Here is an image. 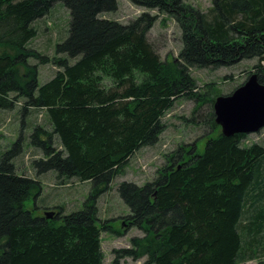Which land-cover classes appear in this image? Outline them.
<instances>
[{
  "label": "trees",
  "instance_id": "1",
  "mask_svg": "<svg viewBox=\"0 0 264 264\" xmlns=\"http://www.w3.org/2000/svg\"><path fill=\"white\" fill-rule=\"evenodd\" d=\"M58 1L69 10L68 35L56 44L55 75L39 84V64L50 59L29 43L38 35L35 22ZM130 2L178 23L177 57L162 59L149 40L159 15L144 11L127 23L106 18L119 0H0V109L22 101L24 115L43 109L50 126L36 125L30 134V146L43 154L32 161L35 177L18 170L22 134L0 159V264H104L102 232L113 228L101 222L98 199L138 150L159 142L165 114L182 97L196 101L192 120L208 106L204 149L181 144L151 180L119 184L130 208L127 224L144 234L116 250L114 264L124 257L264 264V144L246 145L245 133L225 136L215 99L198 92L192 75L193 68L258 59L248 75L257 73L264 84V0H212L207 11L185 0ZM49 171L92 182L82 209L47 218L25 207L41 194L39 176Z\"/></svg>",
  "mask_w": 264,
  "mask_h": 264
},
{
  "label": "rangeland",
  "instance_id": "2",
  "mask_svg": "<svg viewBox=\"0 0 264 264\" xmlns=\"http://www.w3.org/2000/svg\"><path fill=\"white\" fill-rule=\"evenodd\" d=\"M185 1L203 11H207L212 6V0ZM144 11L159 15L148 37L162 59L173 60L182 48L181 29L178 23L166 13L160 12L158 9L148 10L133 4L130 0H119L118 10L107 13L105 17L127 23ZM69 22V10L60 1L54 4L52 11L46 17L35 22L38 35L31 40L29 46L48 55L50 59L47 63L39 64V84L46 83L56 73L57 67L52 62V58L56 55V44L62 42L68 35ZM257 62L258 59H247L234 66L215 70L193 68L192 75L198 82V92L200 90L204 94H208L209 98L216 100L222 93H229L238 84L248 80L250 77L248 74L250 71H254L253 66ZM29 63L36 64L38 60L31 57ZM195 106L194 99L184 97L178 99L163 118L166 128L159 142L154 146H146L138 150L130 158L122 174L113 180L109 191L99 197L98 207L101 222L110 220V225L113 228V231L102 232L104 264H114L117 256L116 250L130 247L131 239L134 236L144 234L139 228L128 226L126 216L130 213V208L118 192L119 184L124 180L138 184L151 180L156 176L158 169L164 165L166 154L181 144L194 143L200 152L203 151L208 138V135L205 136L208 124L204 122L203 115H206L208 106L204 104L196 118L194 117L192 120ZM36 125H44L50 129L45 110L33 109L32 112L24 115L22 101L17 103L13 109H0V159L22 134L25 143L23 152L17 157V166L20 173L31 177L36 176L32 161L43 156L40 150L29 144L30 134ZM254 142L264 144V128L259 132L248 134L244 143L248 145ZM39 180L42 183L41 194L37 198L32 196L25 202V207L32 210L37 216L60 210L64 214L80 210L92 189L91 181L60 180L56 171L40 175ZM146 261L147 257H124L119 259L117 264H145ZM243 264H257V261H248Z\"/></svg>",
  "mask_w": 264,
  "mask_h": 264
},
{
  "label": "water",
  "instance_id": "3",
  "mask_svg": "<svg viewBox=\"0 0 264 264\" xmlns=\"http://www.w3.org/2000/svg\"><path fill=\"white\" fill-rule=\"evenodd\" d=\"M214 111L225 136L251 134L263 129L264 84L259 82L258 74L252 73L233 93L217 97ZM53 214L47 212L45 216L52 218Z\"/></svg>",
  "mask_w": 264,
  "mask_h": 264
}]
</instances>
